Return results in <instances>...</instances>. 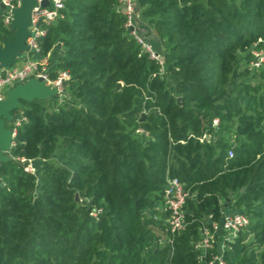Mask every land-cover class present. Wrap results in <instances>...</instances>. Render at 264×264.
<instances>
[{"label":"trees","instance_id":"1","mask_svg":"<svg viewBox=\"0 0 264 264\" xmlns=\"http://www.w3.org/2000/svg\"><path fill=\"white\" fill-rule=\"evenodd\" d=\"M136 3L161 76L117 0H67L38 40L40 57L64 49L49 72L67 74L64 98L22 103L12 115L23 120L7 124L0 264H202L194 243L220 222L222 201L247 221L223 242L224 264H264V61L251 65L264 54V0ZM11 35L0 28L1 40ZM21 159L41 161L38 174ZM172 178L189 192L173 235ZM217 254L215 243L208 258Z\"/></svg>","mask_w":264,"mask_h":264},{"label":"built area","instance_id":"2","mask_svg":"<svg viewBox=\"0 0 264 264\" xmlns=\"http://www.w3.org/2000/svg\"><path fill=\"white\" fill-rule=\"evenodd\" d=\"M43 1H47V6H41ZM67 0H36L37 6L31 11V26L28 31L31 37L26 40V45L29 51L23 53L20 59H17L14 65L10 68H3L0 66V101L7 98L9 90L16 85L23 84L30 79H42L45 85L57 90L58 99L64 98L62 91V81L67 78L66 73H59L54 80L49 78V66L44 57L39 56L38 40L46 33V27L55 23L58 19H62L61 11L65 8ZM21 0H0V28L11 32L10 25L14 19L13 11L20 7ZM117 7L124 17V28L128 34L133 38L138 45L140 52L145 53L153 60L159 67L158 74L161 76L164 72L163 57L161 50L154 47L151 43L146 41L139 33V18L140 11L136 4V0H117ZM131 28V31L129 30ZM3 38L0 41L3 43ZM255 61L253 68H259L264 61V54L262 52L253 53ZM20 120L14 119L12 123L18 126ZM213 127L217 126V121L212 123ZM15 127L9 128L11 136H15ZM138 134H143V131L138 129ZM199 142L209 141V136L203 134L198 138ZM12 146V143H11ZM228 158L232 157V151L227 152ZM25 164V170L29 173L35 174L33 161L20 160ZM189 197V192L184 189L183 184L176 178L167 179V187L164 192V210L169 213L167 223L170 228V233L173 235L184 229V205ZM247 223L244 216L239 213L225 212L219 223H213L212 229H208L203 225L199 229L200 239L194 244V249L198 251V260L202 264H224L222 260V253L224 248L218 254L208 258L209 252L214 248L215 235L224 234L226 240L232 239L238 231ZM171 246L172 241L168 240Z\"/></svg>","mask_w":264,"mask_h":264},{"label":"water","instance_id":"3","mask_svg":"<svg viewBox=\"0 0 264 264\" xmlns=\"http://www.w3.org/2000/svg\"><path fill=\"white\" fill-rule=\"evenodd\" d=\"M43 1L41 6H47ZM37 6L36 0H21L20 7L13 11L14 19L10 25L11 39L3 40L0 46V66L10 68L23 53L29 51L26 40L31 37L28 28L31 26V11ZM131 31V28H129ZM57 100V90L45 85L42 79H30L23 84L16 85L7 93V98L0 101V163L8 160L13 137L7 127L14 120L12 113L22 108V103L32 101Z\"/></svg>","mask_w":264,"mask_h":264},{"label":"rangeland","instance_id":"4","mask_svg":"<svg viewBox=\"0 0 264 264\" xmlns=\"http://www.w3.org/2000/svg\"><path fill=\"white\" fill-rule=\"evenodd\" d=\"M137 4V3H136ZM138 6V5H137ZM139 25H140V29H141V33H143L144 32V34H146V33H153V30H152V28L150 27V26H148L147 24H146V20H144V19H141V17L139 18ZM146 41H148L149 43H151L152 44V42H150V40L148 39H146V37H144V36H142ZM2 42L0 41V46H2ZM153 45V44H152ZM147 98V97H146ZM57 154V153H56ZM8 155V154H7ZM57 157H58V154L56 155V156H54V158H52L51 160H49L50 162H52V163H56V159H57ZM40 163H41V161H39V160H36V161H33V166H34V168H35V173H37L38 174V168H39V165H40ZM222 208L226 211V213L227 212H229V211H232L233 209H231L230 207H228V204H227V202H224V201H222ZM217 235V234H216ZM216 235L214 236L215 238H216ZM200 239V233H199V238H198V240ZM224 241H226V237H224V236H222V238H220L219 240L217 239V240H215V243H216V246H217V249L218 250H222L223 248H225V245H224ZM198 242V241H197ZM197 242H195V243H197ZM161 243H163V241H161ZM194 243V244H195ZM255 251H258L257 250V248H255ZM259 251H261V249L259 250ZM257 254H258V252H257Z\"/></svg>","mask_w":264,"mask_h":264},{"label":"crops","instance_id":"5","mask_svg":"<svg viewBox=\"0 0 264 264\" xmlns=\"http://www.w3.org/2000/svg\"><path fill=\"white\" fill-rule=\"evenodd\" d=\"M138 30H139V33H140L141 36L146 37L147 40L149 39L150 42H152L154 45H158L157 38H156L154 32L153 33H146V34H144V32L141 33L140 25H139V29ZM63 53H64V49L61 46V43L57 42L53 46V48L51 49L49 54L46 57H44L46 62H47V64H48V66H49V69L54 68L57 59L59 57H61L63 55Z\"/></svg>","mask_w":264,"mask_h":264}]
</instances>
